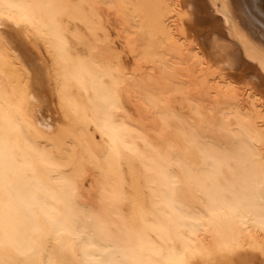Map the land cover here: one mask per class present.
Segmentation results:
<instances>
[{"label": "bare ground", "instance_id": "6f19581e", "mask_svg": "<svg viewBox=\"0 0 264 264\" xmlns=\"http://www.w3.org/2000/svg\"><path fill=\"white\" fill-rule=\"evenodd\" d=\"M0 264H264V0H0Z\"/></svg>", "mask_w": 264, "mask_h": 264}, {"label": "rangeland", "instance_id": "374dc122", "mask_svg": "<svg viewBox=\"0 0 264 264\" xmlns=\"http://www.w3.org/2000/svg\"><path fill=\"white\" fill-rule=\"evenodd\" d=\"M21 41L22 43H26V48L29 49L32 52V55L34 56V62L39 66V68H42L45 59L41 55V53L37 51V49L32 45V43L23 40ZM39 89L44 92L43 100L45 101L46 106L54 110V105L52 103V91L50 90V86H48V84L43 81V86H41Z\"/></svg>", "mask_w": 264, "mask_h": 264}]
</instances>
